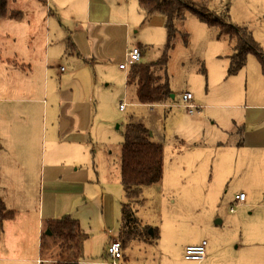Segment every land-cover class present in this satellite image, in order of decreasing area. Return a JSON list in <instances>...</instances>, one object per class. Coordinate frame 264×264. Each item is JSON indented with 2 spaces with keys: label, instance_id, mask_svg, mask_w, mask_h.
Segmentation results:
<instances>
[{
  "label": "rangeland",
  "instance_id": "1",
  "mask_svg": "<svg viewBox=\"0 0 264 264\" xmlns=\"http://www.w3.org/2000/svg\"><path fill=\"white\" fill-rule=\"evenodd\" d=\"M96 1L104 7L100 11L103 15H112L119 22L131 25L126 42L122 31L119 33L114 54L116 63L124 61L126 44L146 47L142 63L162 61L166 32L161 26L160 15L142 24L143 16L136 0ZM202 6L215 15L228 16L236 26L247 27L264 50V0H207ZM26 7L24 0H8V10L25 12L22 10ZM176 26L174 48L168 53L166 66L171 94L165 104H136L134 87L126 85L124 72H119L118 64L114 66L109 60L91 62L86 59L90 62V70H95V78L91 75L93 86L82 85L78 78L68 82L63 70L67 73L74 64L69 62L64 51L58 64L48 66L47 77L42 67L35 65L32 72L25 67L26 74L32 79L31 85L37 86V93L22 95L36 100L24 104V110H29V118L33 117L36 124L39 120L43 122V107L47 109L45 125L48 127L49 124L52 83H48L44 93L42 87L50 80V68L54 83L62 88V94L67 96V91L71 90L72 99L80 101L85 96L84 101L94 106L92 120H88L92 130L97 126L104 127L103 135L90 130L79 131H85L88 146L76 148L73 153L79 159L78 164H72L73 169L80 168L89 178L88 194L79 204L84 209L93 207L95 210L87 212L92 219L91 223L87 222L90 228L81 227L88 239L79 264H107L106 244L99 236L102 223L98 216L105 214L109 207L118 213L113 227L116 234L109 237V242L113 237L119 239L120 202L123 200L119 170L121 144L130 115L149 129L150 141L163 146L162 179L152 186L142 187L139 201L132 204L141 224L157 228L159 238L151 244L139 240L131 242L127 249L121 250L124 259L119 264H191L183 258L184 247L202 239L207 242L208 255L213 247L217 248L226 262L242 253L264 257V239L246 235L258 228L264 230V119L260 123L264 116V76L259 62L254 54H248L245 67L237 74L229 75L228 55L233 50L227 37L217 38V29L200 22L191 12L185 13ZM27 29L31 30L34 46L40 48L38 55L44 56V31L51 32V28L44 26V20H41L34 28L31 24L8 28L12 34L9 37L0 31L2 58L13 52L19 59L25 58L30 45L24 32ZM182 34H187L188 43H184ZM77 63L75 70L80 71L82 62ZM4 67L0 60V82H5L8 77L23 76L19 70L7 73ZM158 74L162 81L163 71L159 70ZM185 91L193 97L195 108L192 113L182 107L181 94ZM121 101L126 103L124 111L119 110ZM12 105L20 116V111H24L20 109L23 104ZM18 116H13L15 122ZM41 130L35 144L36 158L28 160V166L29 162L33 166L30 180L21 181V170L15 164L19 155H15V163L8 161V164L0 165V171H7L4 177L0 174V192L6 190L3 198L8 202L7 208L18 210L15 220L7 226L6 234H0V256H5L0 257V264H35L37 258L46 259L44 255L40 256L38 246L44 231L39 235L38 221L34 220L35 213L47 199V195L42 194L41 177L44 168L45 177L48 173L45 154L48 144L43 127ZM238 143L240 147H237ZM61 169L67 172L66 166ZM97 190L99 194L91 195L90 191ZM240 191L247 197L252 196L253 200L247 199L243 206L236 205L234 196ZM231 208L235 210L231 212ZM4 241L8 242V248ZM212 264H217V260Z\"/></svg>",
  "mask_w": 264,
  "mask_h": 264
},
{
  "label": "crops",
  "instance_id": "2",
  "mask_svg": "<svg viewBox=\"0 0 264 264\" xmlns=\"http://www.w3.org/2000/svg\"><path fill=\"white\" fill-rule=\"evenodd\" d=\"M24 1L26 2L27 7L22 10L25 12H22L23 17L21 20H0V31H2V34L9 37L12 34L9 30H7L8 28L12 29L17 25L25 27L30 24L34 28L41 20H44V26L46 25L48 28L50 26L51 32L44 31V56H40V54L38 55V50L40 48L38 49V46H34L35 40H32L30 37V29L24 31L27 35V41L30 44L27 46V55L24 59H19L16 52H13L14 54L7 55L5 58H2L0 54V60L2 64H4V68L7 73L11 74L14 70H19L23 74L21 77H8L5 79V82H0V165H6L8 164V161L15 163V155H19V159L15 164L16 167L21 170V181L30 180L32 177L30 170L33 169V166L32 162H29L28 166V160L31 159L32 161L33 158H36L35 144L41 136V127H43L45 143L48 144V147L45 149V154L49 167L46 177L45 168L41 177L43 180V184L41 185V187L43 186L42 194L44 197L47 195V199L43 201L41 209H39L34 215V220L38 221L37 228L39 229V235L41 231L44 230L43 222L45 220L61 218L66 214H70L73 218L77 219L81 227L90 228L87 222L91 223L92 219L90 216H87V212L89 210H95L93 207L88 210L84 209L81 204H79L80 199L82 197H86V194H88L87 182L89 178L87 174L80 170V168H76L75 170L73 169L72 164H78L79 162V159L75 157L73 153L76 148L88 146L85 144L86 130L94 131L96 135H103L104 127L97 126L95 130H92V127L88 125V120H92L93 112L95 111L94 106H89L88 103L84 101L86 100L85 96H83L80 101L79 99H72L71 90L67 91V96L62 94V88H59L54 83V75L51 73L50 68L52 65L59 63L62 51H64V53L66 52V43L70 40L75 45L78 52L76 53L73 51L74 54L71 56L68 54L66 55L65 53L69 62L74 64L72 69L70 68L67 73H64L65 69L63 70V75L67 74L66 79L68 82H70L73 78H78V82L82 83V85L86 86L91 84V86H93L92 77L95 78V70H90V66H88L90 62L86 61V59H89L91 62L94 60V62L97 60H109L114 66L118 64L116 67L119 72H124L126 83V77L130 66L127 70H123L119 68V64L124 63L127 49L135 46H140L141 48L143 47L141 50L142 59V56L146 51V47L140 44H126L124 49V61L116 63L114 54L118 46L119 33L122 31V38L126 42L127 37L131 34V25L126 22H119L117 20L118 18L114 19V16L112 15H103L100 11L104 9V7H101L96 0H47L46 2L39 0ZM154 16L151 17V19L154 18ZM160 18L163 20L161 26L164 29V19L161 16ZM141 59L139 62H141ZM79 61L82 62L79 67H83V69L77 71L75 69L78 64L77 62ZM35 65H37L40 69L42 67L43 74L46 77L48 71L47 68L50 65V80L45 82L42 87L44 93L48 83H52V105L48 115V127L45 125V117L47 115V109L45 107H43L41 111L43 122L39 120V123L37 124L34 122L33 117L29 118V110H24V104L35 103L36 101L22 97V95L37 93V86L31 85L32 79L25 72V67L28 68L29 72H32V68ZM21 66H24V68ZM86 68H88L89 71ZM67 87L68 86H66V88ZM186 92L189 91L183 92L181 96ZM134 98L136 99L135 89ZM89 99L91 100V98ZM192 100L193 97L191 99V103ZM38 102H40V100H38ZM13 103L23 104L20 109L24 111H20L22 112L20 116H18L19 113L14 110L12 105ZM192 105L194 106L193 103ZM182 107H184L183 103ZM13 116H18V120L16 122L14 121ZM263 119L264 116L260 119V123ZM82 130L85 131L79 133V131ZM2 153H7V155L3 156ZM63 166H66L67 168L66 173L61 171ZM36 169H38V166H36ZM0 174L4 177L7 174L6 169L1 170ZM90 184H93V186L98 189L97 186L94 185L95 183L90 181ZM121 189L123 190L122 186ZM4 192H6V190H2V192H0V197L4 200L5 204L8 205V202L3 198ZM90 193L91 195H97V193L99 194V191H90ZM239 193L244 192L240 191ZM237 194H235V196ZM235 196L233 202L240 206L246 205L247 199L249 201L253 200L252 196L247 197L245 195L244 201L238 203L235 201ZM12 209L15 211L14 217L11 220L6 221L7 223H4L3 231L0 233L2 235L6 234L7 226L16 218L18 210L16 208ZM112 214L113 216L111 217ZM98 217L102 223L99 236L102 238V241L107 247L109 237L113 236V233H115L113 231V227L115 225V221L118 219V213L115 212L114 208L109 207L105 214L102 213ZM246 235L254 236L257 239H264V230H260L258 228L254 231H248ZM202 240L194 243H199ZM4 246L5 248H8V242L4 241ZM38 246L40 247V245ZM1 249L2 247L0 246V250ZM39 253L40 256L44 255L46 259L37 258L35 260V264H44L46 262H49L50 264L54 263V246L49 247V249L45 252H42L40 249ZM0 257L4 258L5 256ZM122 259H124L123 254ZM29 260L34 259L30 258ZM215 260H217V264H264V257H253L246 253H242L239 257L233 258L230 262H226L224 255L217 251V248L215 249L213 247L209 252V255L206 253L203 262H206V264H212ZM248 260L250 261L249 263L247 262ZM106 263H109L108 258ZM201 264L203 263L201 262Z\"/></svg>",
  "mask_w": 264,
  "mask_h": 264
},
{
  "label": "trees",
  "instance_id": "3",
  "mask_svg": "<svg viewBox=\"0 0 264 264\" xmlns=\"http://www.w3.org/2000/svg\"><path fill=\"white\" fill-rule=\"evenodd\" d=\"M46 2L47 0H39ZM138 11L142 14V23L154 15L164 19L166 42L162 61L160 63L138 62L128 69L126 84L134 87L136 103L138 104H165L169 100L171 90L166 78L168 53L174 48V39L177 35L176 23L185 17V13H193L200 22L208 27L217 29V38H228L232 47V54L228 56V74L235 75L246 64L248 54H254L259 62L264 76V50L255 41L251 31L245 26H236L229 21L228 16H219L210 12L203 3L207 0H136ZM226 14V13H223ZM23 13L19 10H8V0H0V20H21ZM184 43H188L187 34H182ZM140 50L142 48L139 46ZM78 52L75 45L68 40L66 53ZM142 54V52H141ZM163 71L164 78L158 74ZM204 71V68H203ZM240 143L237 147H240ZM163 175V146L161 143L149 140V129L143 122L133 115L128 117L123 141L121 144L120 184L123 188V200L120 208V226L117 236L120 239L121 250L127 249L131 242L139 240L153 243L159 238L157 228H152L153 236L149 235V225H142L132 209V204L139 201L144 186H152L162 179ZM15 211L8 209L0 197V233L4 223L14 217ZM43 231L40 239V249L45 252L49 247H55L53 264H79L83 258L84 245L88 239L77 219L65 215L57 219H48L43 222Z\"/></svg>",
  "mask_w": 264,
  "mask_h": 264
},
{
  "label": "built area",
  "instance_id": "4",
  "mask_svg": "<svg viewBox=\"0 0 264 264\" xmlns=\"http://www.w3.org/2000/svg\"><path fill=\"white\" fill-rule=\"evenodd\" d=\"M141 59V50L139 46L132 47L127 49L125 53V61L122 64H119V68L127 70V68L135 63H138ZM192 95L189 92L184 93L181 96L183 106L190 112H193L195 106L191 103ZM126 106L125 102H121L119 105L120 110H124ZM245 199L244 193H239L235 196V201L238 203L243 202ZM231 212L234 211L233 208L230 209ZM206 245L205 240L200 241L197 244L187 245L184 249V260L191 264H201L206 256ZM106 254L111 264H119L122 259L121 254V243L117 237H113L109 244L106 247Z\"/></svg>",
  "mask_w": 264,
  "mask_h": 264
},
{
  "label": "water",
  "instance_id": "5",
  "mask_svg": "<svg viewBox=\"0 0 264 264\" xmlns=\"http://www.w3.org/2000/svg\"><path fill=\"white\" fill-rule=\"evenodd\" d=\"M172 96H173V95H172ZM149 135L151 136L152 134H151V133H149ZM218 222H219V221H218ZM148 233H149V235L153 236V231H152V228H150V229H149Z\"/></svg>",
  "mask_w": 264,
  "mask_h": 264
}]
</instances>
